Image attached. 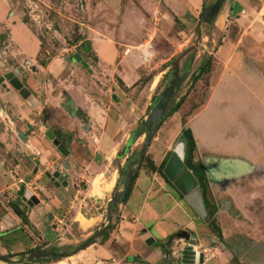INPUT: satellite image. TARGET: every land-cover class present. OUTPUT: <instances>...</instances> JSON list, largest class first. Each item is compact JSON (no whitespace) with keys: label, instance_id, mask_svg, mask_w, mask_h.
<instances>
[{"label":"rangeland","instance_id":"obj_1","mask_svg":"<svg viewBox=\"0 0 264 264\" xmlns=\"http://www.w3.org/2000/svg\"><path fill=\"white\" fill-rule=\"evenodd\" d=\"M90 1L0 0L6 15L14 14L15 19L22 21L40 45L38 57L30 63V66H26L24 65L26 56L19 54L11 42L4 44L0 41V77L8 72H16L20 68L23 73L18 77L23 86L28 88L26 81L33 76L31 67L46 66L51 63L56 69L63 65L64 57L71 60L75 53L80 54L90 66H94L92 54H87L84 45L79 44L85 38V29L89 32L84 25L89 24L87 25L89 28L96 30L103 26L107 28L109 24H111L110 28H115L116 22H109L106 17L99 16L97 10L95 11V4L91 5ZM212 1L214 0H201L202 6L197 15L186 16L185 22L177 20L174 16L176 19L172 22L176 23V30H174L172 48L165 39H156V58L149 65V69L156 67L153 72L155 81L150 78L157 87L153 96L157 97L170 80L171 61L184 49L193 45L196 37L195 29L203 8ZM150 4L153 10L160 9L163 0H154V4ZM221 10L219 26L215 24L211 28L202 26V38L190 75L181 85L173 104H170L174 106L177 101L184 99L181 112H178L184 119L179 123V116H176L174 122L170 117L163 122L136 173V179L143 174L151 179L152 193L164 191L162 194L164 197L176 193L183 205V210L180 208L179 210L182 214L184 211L189 215V219L195 223L194 226H178V228H175L177 224L167 225L165 230H171L172 235L186 231L190 233V238L185 240L176 236L168 242V237L158 243L164 257L159 259L157 264H181L182 251L186 246H191L195 252L203 254L202 264H264V0H226ZM87 13L91 14L90 18H87ZM6 24L0 22V35L7 30ZM8 28H11L10 25ZM160 58L164 60L167 58L166 63L161 64ZM189 59L188 55L180 62L181 71L185 69ZM205 61L211 62L210 71L213 73L210 75L209 71L203 74L200 82L196 84L193 77ZM76 66L81 73L75 77L78 78L77 82L80 84L82 78H87L86 82L94 84L79 61ZM160 70L164 72L160 73ZM69 72L67 68L63 75L66 76ZM64 76L61 78H65ZM33 77L36 78V75L34 74ZM145 78L147 77L144 76L143 79ZM96 84L98 86H94L98 87V94L94 96L98 98V95L108 87L100 84L98 80ZM212 85H218L215 86L217 90L213 100L192 121L191 127L195 135L193 140L192 131L188 127V116L190 117L192 112L204 103L209 94L208 87ZM7 88L13 89L7 81L0 84V93H4ZM55 90L59 91L58 88ZM13 91L19 95L16 90ZM142 99L141 102H127L128 104L132 102L135 107L130 106V114L126 115L125 122L117 121V123L109 116L115 124L114 131H116L110 137L113 143L109 148L104 144L105 136L98 133L99 127L95 123L97 126L94 127V132L88 135V141L86 140L89 148L86 150L87 155L93 158L95 168L87 171L83 178L76 180L75 188L80 190L78 194L75 192L59 194L61 213L57 215L54 224L50 221L47 224L50 231L58 230L45 232L43 238L41 232H34V237L41 239L40 246L35 248L55 246L70 251L106 223L105 211L100 215L99 210L107 208L117 186V190L122 189L125 164L137 157L144 140L142 136L129 143L133 131L142 125L152 105L151 100L150 106L146 109V104L150 103V100L146 101L143 97ZM97 101L99 102V99ZM89 102V105L93 104L92 101ZM106 104L116 105L117 102L108 97ZM118 106L120 110H112L109 112L110 115L123 114V106L122 108ZM7 127L0 119V131H4ZM55 127L58 130V127ZM37 128L32 127L31 131ZM184 131L189 132L192 138L189 165L204 169L200 178L204 187L203 194L208 202V214L204 219L199 218L184 203L183 197L173 186L157 170L152 169L153 158L158 154L162 156L166 154L167 163L178 137ZM69 140H73V135ZM76 143L81 145L83 140H76ZM186 157L187 150L184 162ZM14 163H17L15 156L0 144V188L16 184L12 189H3L1 192L0 214L3 208L9 207L11 203L22 204V200L16 194L20 185L17 184V180L10 177ZM154 174L158 177L153 178ZM119 179H122V182L118 185ZM136 179L131 185L130 194L134 190ZM26 180V182L32 180V176L27 177ZM163 180L165 183L162 182ZM127 201L128 199L113 209L110 229L105 236L97 238L88 248L59 261L54 259L46 263L24 264H56L61 261L64 264H141L140 257L137 261H129V258L135 255L131 253L128 257L129 255L126 254L130 251L133 241L134 244L138 243L142 227L151 231L155 223L140 221L138 217L127 214L125 208ZM165 206L168 209L170 204L167 202ZM80 215L87 219L86 223L79 219ZM183 215L175 213L171 217L175 221L188 222ZM155 230L151 231L153 235L157 234ZM124 233L133 234L132 240H124ZM6 240L2 242L5 243ZM139 243L136 245L137 251L154 248V245L149 247L144 242ZM32 249L20 253H8L0 257L14 256L12 259L18 261L20 254ZM0 264L6 263L0 262Z\"/></svg>","mask_w":264,"mask_h":264},{"label":"crops","instance_id":"obj_2","mask_svg":"<svg viewBox=\"0 0 264 264\" xmlns=\"http://www.w3.org/2000/svg\"><path fill=\"white\" fill-rule=\"evenodd\" d=\"M90 3L91 5L95 4V11L97 10L99 16L106 17L109 22H116L115 28H110L111 24H109L106 26L107 28L103 26L96 30L89 28V24L84 25V28H87L89 32L85 29V38L79 44L87 43L84 50L94 57L92 59L94 66H90L86 62L89 69L91 68L90 72L86 70L94 84L86 82L87 78H82L79 84L78 78H75L81 74L76 66L78 61L64 57L63 65L56 69L52 67L51 63L46 66L31 67L33 76L35 74L36 78L32 76L26 81L27 89L30 92L27 99L20 97L11 88L0 93V119L8 126L4 131H0V144L17 159V163H14L10 170V177L17 180V184L20 186L27 187L38 201L32 207L23 201H21L23 205H18L24 211L26 221L14 213L11 205L3 208V212L0 214V255L20 253L38 247L41 244V239L34 237V232H41L40 235L43 238L45 232L51 233L58 230L51 229L50 231L47 224L49 221L52 224L57 215L61 213L59 194L62 192L78 194L80 190L75 188L76 180L83 178L87 171L95 168L93 158L89 157L86 151L89 149L86 142L88 135L93 133L94 127L98 125V133L105 136L104 144L109 148L113 143L110 137L116 132L113 121L125 122L126 115L130 114V106H134L132 102H141L143 101L142 97L146 101L150 100L145 108L150 106L152 96L157 89L153 84L156 79L153 73L156 67L149 69V65L153 63L157 54L156 39H165L172 48L174 46V30H176V23L172 20L177 18V20L185 22L186 16L195 17L202 6L201 0H163L160 9L156 8L155 10L150 4H154V0H91ZM4 10L3 4H0V22L7 23V30L5 29V33L0 35V41L4 44L11 42L19 54L26 56L24 65L30 66V63L38 57L39 42L27 30L22 21L15 19L14 14L6 15ZM221 15L222 10L215 26H219ZM88 17L90 18L91 14L87 13ZM8 25H10V29ZM225 47L227 46L225 45ZM160 61L161 64H164L167 58ZM67 68L70 72L64 76L63 72ZM161 72L164 70H160ZM22 73L20 69L19 75L21 76ZM212 73L213 71H210L209 74L212 75ZM150 75H153L151 79L154 81L151 79L146 82L142 81L144 76L148 78ZM63 76L65 78H61ZM97 80L100 84H105L108 87L106 91H102V94L98 95V98L94 96L98 94ZM197 82H200V79L196 81V84ZM215 86L218 85L208 87L209 94L204 103L198 106L190 117L188 116V127L192 131L193 140H195V135L191 127L192 121L213 100L217 90ZM55 87L59 89L58 92ZM65 97L68 98L65 99ZM108 97L110 99L115 97L117 104H106ZM69 100L74 102L73 111L65 108ZM89 101H92L93 104L89 105ZM128 101H132L131 104H128ZM118 105L121 108L123 106V114L120 116L118 114L110 115V111L120 110ZM180 110L181 107L170 117L172 122L177 119L176 116H179V123L184 119L183 115L180 116L181 113H178L181 112ZM35 126L38 127L35 129L36 131H31V128ZM55 126L58 127V130ZM7 129L10 132L6 131ZM47 132H51L68 152H60L46 136ZM71 135H73V140H69ZM76 140H83V143L77 145ZM165 155H156L153 158V166L158 168L165 160ZM55 171L64 176L66 186H55L45 177L46 172L53 173ZM29 176H32V180L26 182V178ZM152 176L153 178L158 177L157 174ZM38 180L39 183H37ZM150 180L145 174L139 175L134 190L125 205L127 214L138 217L140 221L155 223L152 225L151 231L156 229V235L142 227V234L138 237V243L144 242L149 247L154 245V248L137 251L136 245L140 243L134 244L133 241L130 251L126 254L130 257V254L133 253L134 260L140 257L139 263L141 264H157L159 259L164 257L158 243L172 235L171 230H165L167 225L177 224L175 228H178V226L188 227L195 224L184 211L183 214L188 222L172 219L171 216L175 213L183 215L180 211L183 210V205L174 192L167 194L166 197L162 196L164 191L152 193L153 183ZM162 182L165 183V180ZM15 185L1 187L0 196L3 189H12ZM167 202L170 204L168 209L165 206ZM48 226L50 227V225ZM123 236L124 240H132L133 234L124 233ZM4 240H6L5 243L2 242ZM148 241L149 243H147Z\"/></svg>","mask_w":264,"mask_h":264},{"label":"water","instance_id":"obj_3","mask_svg":"<svg viewBox=\"0 0 264 264\" xmlns=\"http://www.w3.org/2000/svg\"><path fill=\"white\" fill-rule=\"evenodd\" d=\"M226 0H214L211 3L204 6L199 23L195 29V41L193 45L189 46L187 49H184L178 56H176L171 61V77L167 85L164 87L162 92L153 100L150 107L149 113L142 123V125L134 131L130 139L132 142L138 138L144 136L143 143L137 154V157L130 159L124 167L125 175L123 178V186L121 190H116L113 192L111 199L108 203L106 209L101 208L99 214L102 215L105 211L106 213V223L102 224L100 229L95 231L82 243L74 247L72 250L55 254L54 247L48 248H36L24 253L22 255L23 259H26L30 263H46L50 260H57L71 257L76 255L80 251L88 248L95 243V240L103 236L111 227L112 224V213L113 209L116 206H119L123 203L126 193L131 185L132 178L138 172L139 166L147 153V150L161 125L164 122L166 113L168 111L169 105L174 101L177 93L180 90L181 85L186 81L190 75L191 67L195 61L199 42L202 38L201 28L203 25L208 26L209 28L213 27L220 11ZM188 55L190 56L189 62L186 68L183 71H180V62ZM73 59L79 61V63L90 72L89 66L85 60L81 58L79 54H75ZM69 60V59H68ZM20 69L16 72L5 73L0 77V84H3L7 81L10 86L16 90L19 95L27 99L30 96V92L26 87L23 86L22 82L19 80ZM116 101V98L113 97ZM70 110H74V102L69 100L66 103V107ZM46 136L53 142V144L59 149L62 153H67L68 150L64 145L54 138L51 132H47ZM190 141L192 138L188 137ZM188 139L187 132L184 131L180 135L172 149L169 160L167 161L163 173L174 189L183 197L184 203L190 207V209L201 219L206 218L207 210L204 204V199L202 192L198 183V179L191 171V169L185 164L184 156L187 150ZM192 146V142L190 147ZM178 147L180 152H178ZM181 147V148H180ZM46 176L54 183L55 186H66L67 183L64 180V177L59 172H54L53 174L46 173ZM122 182V179H119L118 185ZM17 196L29 207H32L33 204H37L38 201L32 195L31 191L27 189L24 185H21L17 191ZM178 238H183L189 240L190 233L186 231H180L177 235ZM149 243V241L147 242ZM27 254V255H26ZM204 256L201 253L195 252L191 246H186L182 251L181 255V264H202ZM129 261H134V258H129ZM137 261V260H136ZM0 262L6 264H20V261H14L10 257H0Z\"/></svg>","mask_w":264,"mask_h":264},{"label":"trees","instance_id":"obj_4","mask_svg":"<svg viewBox=\"0 0 264 264\" xmlns=\"http://www.w3.org/2000/svg\"><path fill=\"white\" fill-rule=\"evenodd\" d=\"M77 41H78V40H77ZM81 44L84 45L85 48L87 47V43L82 42ZM88 49H89V48H88ZM210 67H211V62H210V61H207V62L205 61V62H203V63L201 64V66L199 67V69H198V71H197V74L193 77V81L196 82V81H198V80L201 78V76H202L203 74H205V73H209V71H210ZM150 78H151V77H148V78L142 79V81H143V82H146V81H148ZM155 98H156V96H153V98H152V102H153V100H154ZM183 102H184V99L182 98V99H180L179 101H177V102L175 103L174 106L169 105V108H168V111H167V113H166V116H165L164 121H166V120H167L169 117H171L175 112H177V111L179 110V108L181 107V105L183 104ZM171 104H173V102H172ZM131 142H132V141H131V139H130V140H129V143H131ZM165 164H166V160H164L163 163H162L158 168H156V167H154V166L152 165V169L157 170V171L163 176V178H164L167 182H169L168 179L165 177V175H164V173H163V168H164ZM201 171H202V168H201V167L196 168V169L194 170V175L198 178V183H199V186H200V189H201V192H202V196H203V199H204V204H205V207H206V210H207V208H208V202H207V200H206V198H205V196H204V194H203V188H204V187H203V185L201 184V181H200V178H201V176H202V172H201ZM136 177H137V175H134V176H133V178H132V182H131V185H132L133 182L135 181ZM169 183H170V182H169ZM170 184H171V183H170ZM131 185H130V187H129L127 193H126V196H125L124 201H126V200L128 199V197H129V195H130ZM11 208H12V210L14 211V213H15L17 216H19L23 221H26L25 216H24V211H23L22 209L19 208V206H18L17 203L11 204ZM207 214H208V210H207ZM105 234H106V233H105ZM105 234H104V236H105ZM175 238H176V234L171 235V236L168 238V242L171 241V240H173V239H175Z\"/></svg>","mask_w":264,"mask_h":264},{"label":"flooded vegetation","instance_id":"obj_5","mask_svg":"<svg viewBox=\"0 0 264 264\" xmlns=\"http://www.w3.org/2000/svg\"><path fill=\"white\" fill-rule=\"evenodd\" d=\"M189 56H191V55H189ZM186 68V67H185ZM184 70V69H183ZM182 70V71H183ZM181 71V70H180ZM188 137H190V135H189V132H187V139H188V145H187V157H186V161H185V164L191 169V171L194 173V170L196 169V168H198V167H193V166H191V165H189L190 163H189V158H190V145H191V141H190V139L188 138ZM202 168V173H204V169H203V167H201ZM55 172H57V171H55ZM46 173H50V172H46ZM46 173H45V177L47 178V179H49L47 176H46ZM54 173V172H53ZM53 173H50V174H53ZM64 177V176H63ZM50 180V179H49ZM52 184H54L53 182H51ZM174 188V187H173ZM117 189H118V186H117ZM116 190V189H115ZM100 229V228H99ZM104 236V235H103ZM51 247H54V252H55V254H59V253H65V252H68L67 251V249H61V248H59V247H55V246H51ZM36 249V248H35ZM31 251V250H30ZM24 253H27V252H24ZM24 253H22V254H20L19 256H20V260H18V261H20V264H24V263H30V262H28L26 259H23V257H22V255L24 254ZM27 255V254H26ZM8 257H10V258H13L14 256H8Z\"/></svg>","mask_w":264,"mask_h":264},{"label":"bare ground","instance_id":"obj_6","mask_svg":"<svg viewBox=\"0 0 264 264\" xmlns=\"http://www.w3.org/2000/svg\"><path fill=\"white\" fill-rule=\"evenodd\" d=\"M181 148V147H180ZM178 152H180V149L178 147ZM79 219L83 222V223H86L87 222V219L84 218L82 215L79 216ZM82 224V223H81ZM56 264H64V262H57Z\"/></svg>","mask_w":264,"mask_h":264}]
</instances>
